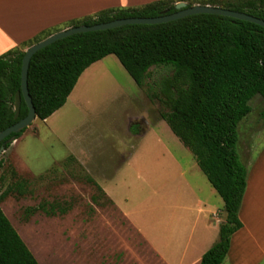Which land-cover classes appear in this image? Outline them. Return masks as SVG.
<instances>
[{
    "label": "rangeland",
    "instance_id": "obj_1",
    "mask_svg": "<svg viewBox=\"0 0 264 264\" xmlns=\"http://www.w3.org/2000/svg\"><path fill=\"white\" fill-rule=\"evenodd\" d=\"M40 1L41 7L70 12L124 3ZM70 22L48 30H64L72 27L68 26ZM171 75L170 67L154 66L140 86L116 55H108L83 72L62 108L45 121L34 120L0 155L4 160L0 167L2 191L16 180L10 166L29 180L25 195L10 194L1 206L40 264H87L95 245L98 248L92 260L99 259L104 230L101 236L88 238L84 223L95 215H108L126 225L121 213L86 180L90 175L122 210L133 211L139 220L180 215L193 220L199 199L210 204V214L222 213L225 217L222 197L194 154L162 117L168 108L161 101V89L163 80ZM251 106V113L239 124L242 160L250 157V140L252 160L264 151V97L256 96ZM142 116L152 122L146 135L140 134L143 129L137 123ZM155 118L163 121L158 123ZM78 149L81 159L71 160L69 156L76 155ZM89 150L97 156L86 158ZM93 193L101 200L99 204L90 203ZM40 204L51 213L43 209L28 213L29 208ZM219 235L220 225L216 242ZM114 260L118 261L119 255Z\"/></svg>",
    "mask_w": 264,
    "mask_h": 264
},
{
    "label": "trees",
    "instance_id": "obj_2",
    "mask_svg": "<svg viewBox=\"0 0 264 264\" xmlns=\"http://www.w3.org/2000/svg\"><path fill=\"white\" fill-rule=\"evenodd\" d=\"M180 1L189 6H220L264 19V0H156L141 6L102 9L73 19L68 26L159 16L174 12ZM53 33L44 30L0 55V132L29 111L22 97L20 115L15 118L24 48ZM111 54L140 86L152 67L172 69L161 89V101L168 108L162 117L194 154L224 201L219 239L204 253L200 264H223L232 235L243 227L239 211L248 168L238 151L239 124L251 113V101L258 95L264 97V27L227 16L195 14L161 24H127L57 40L39 50L30 62L28 87L37 118L45 120L64 106L83 72ZM26 129L12 133L2 144L9 148L12 139ZM3 163L0 157V167ZM10 170L16 180L4 191L0 187V264H40L1 206L8 195L28 191L29 180L13 166ZM86 180L104 194L93 177ZM92 198L99 199L97 195ZM38 209L51 213L42 204L29 208L28 213Z\"/></svg>",
    "mask_w": 264,
    "mask_h": 264
},
{
    "label": "crops",
    "instance_id": "obj_3",
    "mask_svg": "<svg viewBox=\"0 0 264 264\" xmlns=\"http://www.w3.org/2000/svg\"><path fill=\"white\" fill-rule=\"evenodd\" d=\"M153 1L156 0H124L120 6L112 7H133L138 2L146 4ZM40 2L0 0V55L44 30L102 10L98 7L70 12L54 9L53 6L44 8L39 6ZM153 120L158 123L163 121L157 118ZM137 123L143 129L140 134L146 135L152 122L142 116ZM249 149L250 157L243 160L248 168L247 186L239 213L243 227L232 235L230 249L223 264H264V151L259 152L257 158L252 160L251 140ZM79 152L78 149V155L71 154L69 157L81 159ZM86 154V158L90 159L97 156L92 150ZM126 159L127 157L124 161ZM98 185L104 192L103 197L107 198L105 201L121 213L126 225L102 214L86 220L84 223L88 238L99 236L101 230H104L103 235H100L104 238L102 250L99 248V252L97 251L101 257L92 260L98 248L95 245L87 264H200L204 253L216 242L219 225L225 218L222 213L210 214V204L199 199L196 201L198 209L193 220L183 215L173 218L167 216L163 220L155 217L139 220L133 211L122 210L108 192L99 183ZM93 195L96 194L91 195L90 203L99 204L101 200H93ZM90 211H93V206ZM118 255L119 260H114Z\"/></svg>",
    "mask_w": 264,
    "mask_h": 264
},
{
    "label": "water",
    "instance_id": "obj_4",
    "mask_svg": "<svg viewBox=\"0 0 264 264\" xmlns=\"http://www.w3.org/2000/svg\"><path fill=\"white\" fill-rule=\"evenodd\" d=\"M175 11L171 13H164L159 16L152 17H127V18H118L108 22H101L92 25H77L66 28L64 30L57 31L48 37L40 40L39 42L31 45L25 50V54L22 60V71H21V91H18L15 96V118L17 119L20 115L22 97L25 99V102L28 106V114L22 119L16 121L11 126L5 128L0 132V155L6 150V147L2 142L12 133H18L24 128L29 127L34 120L37 118L36 108L33 103V99L29 92L28 87V70L30 67V62L32 57L42 48L52 44L53 42L60 40L62 38L71 36L76 33L81 32H90L98 30H107L116 27H120L127 24H161L170 21H174L180 18H184L190 15L195 14H216L221 16L232 17L240 20H245L253 22L264 27V19L256 17L252 14L241 12L237 10H232L228 8H223L220 6L213 5H204V4H195L189 6L187 2L180 1L175 5ZM15 140V139H12Z\"/></svg>",
    "mask_w": 264,
    "mask_h": 264
},
{
    "label": "flooded vegetation",
    "instance_id": "obj_5",
    "mask_svg": "<svg viewBox=\"0 0 264 264\" xmlns=\"http://www.w3.org/2000/svg\"><path fill=\"white\" fill-rule=\"evenodd\" d=\"M139 127H141L140 125H138Z\"/></svg>",
    "mask_w": 264,
    "mask_h": 264
}]
</instances>
